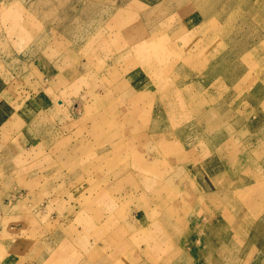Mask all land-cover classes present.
I'll use <instances>...</instances> for the list:
<instances>
[{"label": "rangeland", "instance_id": "1", "mask_svg": "<svg viewBox=\"0 0 264 264\" xmlns=\"http://www.w3.org/2000/svg\"><path fill=\"white\" fill-rule=\"evenodd\" d=\"M0 264H264V0H0Z\"/></svg>", "mask_w": 264, "mask_h": 264}, {"label": "bare ground", "instance_id": "2", "mask_svg": "<svg viewBox=\"0 0 264 264\" xmlns=\"http://www.w3.org/2000/svg\"><path fill=\"white\" fill-rule=\"evenodd\" d=\"M213 258V256H211ZM218 258V257H217ZM215 259V258H214Z\"/></svg>", "mask_w": 264, "mask_h": 264}]
</instances>
